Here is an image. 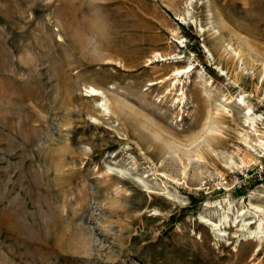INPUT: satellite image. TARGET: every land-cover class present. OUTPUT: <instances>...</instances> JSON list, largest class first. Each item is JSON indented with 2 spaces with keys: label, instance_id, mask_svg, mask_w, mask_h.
I'll return each mask as SVG.
<instances>
[{
  "label": "rangeland",
  "instance_id": "obj_1",
  "mask_svg": "<svg viewBox=\"0 0 264 264\" xmlns=\"http://www.w3.org/2000/svg\"><path fill=\"white\" fill-rule=\"evenodd\" d=\"M262 143L264 0H0V264H264Z\"/></svg>",
  "mask_w": 264,
  "mask_h": 264
},
{
  "label": "bare ground",
  "instance_id": "obj_2",
  "mask_svg": "<svg viewBox=\"0 0 264 264\" xmlns=\"http://www.w3.org/2000/svg\"><path fill=\"white\" fill-rule=\"evenodd\" d=\"M91 92H92V96H96L97 97V96L100 95L99 91H97L95 89H91ZM239 103L240 104H245V101L243 99H241L239 101ZM102 107H104L105 111L109 110V108L107 107L106 103H103ZM246 115H247V122L249 124H251L252 127H254V125L256 124V120L258 118H256L253 115L251 109L248 110V113ZM259 146L264 148V143L259 144ZM167 195H169V193H167ZM251 209H253V211H254L253 215L258 216L259 218H261V220H260L258 226L255 229L247 228V226H249L250 224L249 223L248 224L245 223L244 226H245L246 233L244 235H242V238H240L238 241H241V240H243L245 242H247V241H251V242L258 241V246H257V248L255 250L256 252H258L260 250L259 244L264 239V218H262L260 216V215L264 214V210L262 208H260V207H254L253 205H251ZM246 215H247V213H243L242 214L243 217H245ZM201 222L209 225L213 229V232L216 233V236L218 238L224 237L226 235V227L230 226L229 217L228 216H225L218 223L214 222V221H212L210 219H207L205 217H202V221Z\"/></svg>",
  "mask_w": 264,
  "mask_h": 264
},
{
  "label": "built area",
  "instance_id": "obj_3",
  "mask_svg": "<svg viewBox=\"0 0 264 264\" xmlns=\"http://www.w3.org/2000/svg\"><path fill=\"white\" fill-rule=\"evenodd\" d=\"M255 176L257 181H264V156L262 157L260 163L255 168Z\"/></svg>",
  "mask_w": 264,
  "mask_h": 264
}]
</instances>
